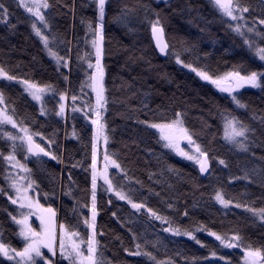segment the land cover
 Returning a JSON list of instances; mask_svg holds the SVG:
<instances>
[{
	"label": "trees",
	"instance_id": "1",
	"mask_svg": "<svg viewBox=\"0 0 264 264\" xmlns=\"http://www.w3.org/2000/svg\"><path fill=\"white\" fill-rule=\"evenodd\" d=\"M0 2L8 9L7 18L0 17V67L16 77L8 80L0 76V92L15 119L33 133H42L44 147L49 145L57 159L30 154L26 159L23 151L18 157L36 182L33 196L55 209L59 225L72 226L87 239L83 221L91 217L94 127L81 114L57 112L67 97L95 104L85 86L86 61L95 59L91 37L100 22L97 0H47L44 17L49 47L63 58L62 63L47 54L33 30V18L18 0ZM239 2L249 8L245 13L249 21L264 19V0ZM157 14L169 45L164 56L158 53L151 35L149 21ZM255 42L264 47V27ZM102 46L107 149L123 169L110 171L113 186L166 217L164 221L176 228L194 231L202 227L209 233L239 234L243 239L239 247L233 242L234 247L229 248L202 232L195 239L172 235L150 215L107 191L98 179L96 229L103 264H244L245 247L264 250V220L250 211L264 209V78L261 87L245 86L235 92L244 105L240 107L229 94L177 63L176 54L185 64L210 75L264 72V63L233 31L213 0H106ZM24 80L49 86L41 105L24 90L20 83ZM62 92L64 101L60 100ZM177 111L194 140L208 153L211 168L205 177L195 163L174 155L158 142L156 130L142 123L172 119ZM230 116L248 128L243 150L223 138L225 120ZM10 152L11 142L0 129V153ZM3 155L0 242L20 250L19 226L11 218L19 217L20 209L8 198L13 197V191ZM217 191L231 201L228 206L216 201ZM44 254L53 264H67L47 250ZM0 264L15 261L0 255ZM37 264H43L42 260Z\"/></svg>",
	"mask_w": 264,
	"mask_h": 264
},
{
	"label": "snow or ice",
	"instance_id": "2",
	"mask_svg": "<svg viewBox=\"0 0 264 264\" xmlns=\"http://www.w3.org/2000/svg\"><path fill=\"white\" fill-rule=\"evenodd\" d=\"M24 0H21L23 3ZM105 2L106 0H97L98 13H99V23L97 24L96 31L94 32L95 39L92 41V45L95 49V65L94 70L86 81L87 87L95 93V107L91 111L95 112V119H92L91 123L94 126V131L92 134V152H91V217L84 219L83 223L87 225L88 234L87 239L81 237L80 233L74 229V227L65 225L61 223L59 226L56 224V211L48 205L40 202V199L34 197L30 194V190L37 187L34 180L29 179L26 176H12L9 173L8 179L10 181V188L15 192V198L9 196V200L13 204H18L21 209L19 218L17 216H12V220L19 226L18 235L22 238L23 248L17 250L15 248H10L4 243L0 242V255L6 257L10 261H15V264H37V258H41L43 264H53V261L45 256L42 249H47L48 252L52 254L53 257L57 254V248L59 249L60 257L67 261V264H103V261L98 254L97 240V229H96V189H97V179L98 177H103L104 183L107 185V191L115 192V195L120 200H127L133 209L136 211H141L145 205L142 203L135 202L128 194H126L123 189L117 190L113 186L112 179L109 178L108 169L110 166L115 169L123 171L120 163L114 159L112 156L108 155L107 152L104 154V168L103 170L97 169V144L101 137H103L104 142L107 143L108 137L105 132V125L101 122V113L106 104L105 98V87H104V67L102 65V57L104 55L103 51V19L105 16ZM214 5L220 11L222 16L230 18L231 21H237L233 26V31L241 36L245 35L243 31L247 28L249 33L254 31L253 28H248L247 24L241 25L238 21L245 20V13L249 12L247 6H242L239 0H213ZM31 7H27L29 13H33L41 21L45 20L44 15L41 12V8H48L49 5L47 0H31ZM8 15V9L5 7L3 2H0V17L6 19ZM151 25V35L155 40V45L159 49L160 53L167 54L169 48L168 43L164 39V28L160 23L159 16L155 20L149 21ZM259 24L264 25V19H259ZM33 29L38 35H40V29L37 28L36 24H32ZM41 39L44 42L45 48L48 50L49 55L56 58L58 63H62L63 58L58 55L51 47H49V37L41 35ZM55 39V38H53ZM245 43L252 47L251 42L247 39ZM255 53L261 61H264V47H255ZM177 63L184 64L185 67L192 69L196 74L203 80L209 81L216 88L222 92L231 94L233 102L244 107L241 101L237 99L234 94L237 89L243 88L245 85H250L252 87H261V80L264 78V72L262 71H250L247 74H242L241 71H229L223 75H210L208 71L201 68H196L191 63L185 64V62L180 58L179 54H176ZM66 66V64H65ZM89 68H93V65L89 63ZM0 76L7 77L8 80H15L16 77L10 76L3 67H0ZM25 90L31 95L33 100L41 101L44 92L50 90L49 86H40L29 80H24ZM84 85L81 86V91L83 92ZM66 99L65 93H60V100L64 101ZM73 102H75L76 97H72ZM4 103L3 93L0 92V104ZM75 110V109H74ZM40 111L44 113L43 106ZM65 111V104L60 103L59 111L57 115H63ZM87 115V114H86ZM6 121L11 123L14 127H18L16 121L12 116L7 115L4 108H0V122ZM146 126L151 129H155L160 143L163 144L165 148L171 149L178 155L185 157L188 160L195 161L199 164V170L204 173L208 170V153L204 151L196 140L193 138V133L184 124L182 118V113L177 111L174 113V118L172 119H162L158 122L143 121ZM23 136H13L10 133L5 135L13 141L11 145V152L8 155H3V159L7 164L11 165L13 170L20 169L25 173L30 174V169L22 164L15 156L16 151V140H20L22 146H26L25 158L27 159L28 154L39 156L41 153L44 156H49L53 160L57 159L55 155L46 147L42 146L33 139V136H41L42 133H31L29 134V129L27 126L20 128ZM248 128L242 124L237 118L233 117L231 119L225 120V139L234 143L237 147L245 149L246 145L239 138L243 137L247 139L246 133ZM187 142V146H190L188 151L185 147H182V142ZM49 144L52 143L51 140L48 141ZM194 149V151H193ZM221 164H224V160H220ZM126 175V173H125ZM2 191V190H0ZM47 196V193L44 194ZM215 199L219 201L222 205L227 206L231 203L230 200L224 199L220 191L216 192ZM171 207V205H169ZM237 207L241 205L237 204ZM254 215L259 216L261 220H264V209H250ZM156 219L165 220L166 217H162L154 212L151 208L148 209ZM35 215L38 217L40 222V228L37 230L29 222L30 217ZM115 215V213L113 214ZM187 215V212H185ZM165 231L174 232L176 235H180L179 228L169 227ZM184 235L192 236V232L185 231ZM221 244L226 245L229 248L234 247L233 241H235V246L239 247L243 243V239L239 234H233L231 236H222L216 232H211ZM195 239V237H192ZM139 245L137 248L139 249ZM139 254V252L134 253ZM150 259H155L152 253H144ZM215 255V253H213ZM163 264V262H160ZM170 264V262H169ZM244 264H264V250L261 248H252L251 245L244 248Z\"/></svg>",
	"mask_w": 264,
	"mask_h": 264
},
{
	"label": "rangeland",
	"instance_id": "3",
	"mask_svg": "<svg viewBox=\"0 0 264 264\" xmlns=\"http://www.w3.org/2000/svg\"><path fill=\"white\" fill-rule=\"evenodd\" d=\"M19 1V3H20V5H21V7L26 11V13H28L32 18H33V23H35L36 24V26H37V28H39L40 29V35H38L37 33H36V31L34 30V32L36 33V35L41 39V35H45V36H47V32H48V24H47V22L44 20V21H41L38 17H36L33 13H29L28 11H27V7H25V4L28 6V7H31L32 6V4H31V0H24V2L23 3H21V0H18ZM162 1H167V0H162ZM47 9V8H46ZM45 8H41V12H42V14L44 15V11L46 10ZM227 20H228V22H229V24H231V25H235L236 23H237V21H231V19L230 18H227V17H225ZM238 23H240L241 25H244L245 23L247 24V27L248 28H253L254 29V31L252 32V33H249L248 31H247V28H244L243 29V31L245 32V35L244 36H241L243 39H244V41L247 39L249 42H251V44H252V47H251V49L255 52V47H257V46H259V47H262V46H260V45H258L256 42H255V39L256 38H258L259 37V35H260V32H261V28H263L264 27V25H260L259 24V21L258 22H251V21H249L246 17H245V20H241V21H238ZM232 29H233V27H231ZM93 39H95V36H93V37H91V44H92V41H93ZM42 40V39H41ZM42 42H43V40H42ZM44 43V42H43ZM246 45L249 47V45L246 43ZM93 46V45H92ZM94 48V47H93ZM250 48V47H249ZM46 51H47V54L49 55V53H48V50L46 49ZM94 51H95V49H94ZM256 54V53H255ZM51 58H54V59H56L55 57H53V56H51V55H49ZM258 57V56H257ZM259 58V57H258ZM263 63H264V61H262ZM89 63H91L92 65H93V68H89ZM94 65H95V59L93 60V61H91V60H87L86 61V67H87V75H86V81L88 80V77L91 75V72L94 70ZM192 70V69H191ZM3 77V76H2ZM209 82V81H208ZM21 83V85L23 86V88H24V90H25V85L23 84V82H20ZM245 86H250V85H245ZM244 86V87H245ZM85 89H86V91L87 92H90V94H91V96H92V98H93V100H94V102H95V93L94 92H92V90L90 89V88H88L87 87V84H86V86H85ZM218 89V88H217ZM241 89V88H240ZM219 90V89H218ZM237 90H239V89H237ZM236 90V91H237ZM26 91V90H25ZM221 91V90H220ZM235 91V92H236ZM27 92V91H26ZM28 93V92H27ZM47 93V91L46 92H44V94L43 95H45ZM224 93H226V92H224ZM29 94V93H28ZM227 94H229V93H227ZM235 94V93H234ZM30 95V94H29ZM230 96H231V94H229ZM31 96V95H30ZM43 97V96H42ZM38 102V104H40L41 105V101H37ZM95 107V104L94 105H90V104H88V103H86V102H78V101H76L75 100V102H73V100H72V98H69V97H67V100H66V104H65V113H66V111L67 110H70L71 112H73V113H77V114H81V115H83L89 122H90V124L92 125V123H91V121H92V119H95L96 118V116H95V112H93V111H91V109L92 108H94ZM105 107V106H104ZM0 108H4L5 110H6V113H7V115H9V116H12V118L16 121V124L18 125V127H14L11 123H8V122H6V121H3V122H0V129L1 130H3L4 131V133L6 134V133H10L11 135H13V136H23V133L20 131V128H22V127H24L23 125H21L16 119H15V117H14V115L12 114V112L10 111V109L8 108V106L6 105V103H5V100H4V103L3 104H0ZM75 109V110H74ZM87 114V115H86ZM231 118H233V117H227L226 119H231ZM101 122L104 124V121H103V112L101 113ZM93 126V125H92ZM94 127V126H93ZM28 128V127H27ZM29 129V128H28ZM105 132H106V129H105ZM31 133H33L32 131H30V129H29V134H31ZM224 133H225V125H224ZM224 133H223V138H224V140H226L225 139V135H224ZM106 135H107V133H106ZM7 138H8V140L11 142V145H12V143H13V141L9 138V136H7V135H5ZM33 138L38 142V143H40V144H42L43 146H44V141H43V138L41 137V136H33ZM240 140H242V141H244V138L243 137H241V138H239ZM227 142H229V143H231L232 145H234L236 148H238V149H240V150H243V149H241V148H239V147H237L234 143H232V142H230V141H228V140H226ZM197 142V141H196ZM198 143V142H197ZM15 144H16V151H15V156H16V158L22 163V164H25L26 165V163H24V162H22L20 159H19V157H18V152L19 151H23V153L24 154H26V146H22L21 145V142H20V140H16L15 141ZM199 145H200V143H198ZM107 146H108V140H107V143H105L104 142V139H103V137H101L100 138V140L98 141V144H97V169L98 170H103V168H104V163H105V161H104V154H105V152H107V154L108 155H110L109 154V152H108V149H107ZM182 147H185V150L186 151H188V149H189V147L190 146H187V143H185V142H182V145H181ZM46 147V149H48L49 151H51L52 153H53V150L51 149V147L48 145V146H45ZM168 149V148H167ZM174 155H176L177 157H179V158H183V159H186L185 157H182V156H180V155H178L177 153H175L174 151H172L171 149H169ZM193 151H194V149H193ZM27 157H30V155L28 154L27 155ZM186 160H188V159H186ZM188 161H191V162H193V163H195L198 167H199V164H197L195 161H192V160H188ZM26 167H27V165H26ZM28 168V167H27ZM113 169H115L114 167H112V166H110L109 167V169H108V175H109V173H110V171L111 170H113ZM9 173H11V175L12 176H17V174H19L20 176H26V177H28L29 179H31V174H29V173H25V172H23L22 170H20V169H16V170H13L12 168H11V165H9V164H7V181L9 182V184H10V181H9V179H8V176H9ZM98 179L99 180H101V181H103L104 182V180H103V177H98ZM97 179V180H98ZM32 180V179H31ZM106 185V184H105ZM106 187H107V185H106ZM13 191V198H15V192H14V190H12ZM112 193H114V195H115V192L113 191ZM30 194H32L33 195V190H30ZM217 201V200H216ZM219 202V201H218ZM220 203V202H219ZM221 204V203H220ZM18 207H19V205L18 204H16ZM222 205V204H221ZM229 205V204H228ZM227 205V206H228ZM223 206H225V205H223ZM20 209V208H19ZM135 210V209H134ZM141 211H143V212H145V213H147L148 215H150L151 216V218L153 219V220H156L157 222H159L160 224H162L163 226H164V228L165 229H167V228H169L170 226L171 227H173V228H176V227H174V226H172V225H170V224H167L164 220H159V219H156L151 213H149L148 212V209L146 208V207H144ZM20 212H21V209H20ZM19 218V217H18ZM29 222L32 224V226L34 227V228H36L37 230H39V228L36 226V224L35 223H39L40 224V222H39V219H38V217H36L35 215H33L32 217H30V220H29ZM56 224H57V226H59V224H58V222H57V219H56ZM180 229V228H179ZM169 232V231H168ZM180 232H181V234L180 235H176L174 232H169L170 234H172V235H176V236H181V237H187V238H191V239H193L192 237L194 236L195 237V235L197 234V233H200V232H202V233H205V234H208V235H211V233H209V232H206L202 227H196L195 229H194V231H190V232H192V236H188V235H184L183 233L185 232V230H183V229H180ZM212 236V235H211ZM214 237V236H213ZM233 242H235V241H233ZM226 246V245H225ZM227 247V246H226ZM11 248V247H10ZM47 249H42V251L44 252V251H46ZM48 251V250H47ZM138 255V254H137ZM54 259H62L61 257H60V254H59V249L57 248V254H56V256L54 257ZM37 260H41V258H37ZM62 260H64V259H62ZM66 261V260H65Z\"/></svg>",
	"mask_w": 264,
	"mask_h": 264
},
{
	"label": "water",
	"instance_id": "4",
	"mask_svg": "<svg viewBox=\"0 0 264 264\" xmlns=\"http://www.w3.org/2000/svg\"><path fill=\"white\" fill-rule=\"evenodd\" d=\"M164 39H165V41L167 42V40H166V35H165V32H164ZM152 40H153V43H154V45H155V40L152 38ZM155 47H156V45H155ZM156 49H157V51H158V53L161 55V56H164L165 54H163V53H160V51H159V49L156 47ZM104 77H105V75H104ZM105 87V86H104ZM34 139V138H33ZM35 140V139H34ZM36 141V140H35ZM36 143H38L37 141H36ZM185 143H187L186 141H185ZM40 144V143H39ZM43 146V145H42ZM48 150V149H47ZM31 156H33V157H38V156H35V155H32V154H30ZM39 156H42V157H44V158H47V159H52L51 157H49V156H44V154L43 153H41ZM210 168H211V166H210V161L208 160V170L206 171V172H204V173H201L200 172V174H201V176L202 177H205L207 174H208V172L210 171ZM200 171V170H199Z\"/></svg>",
	"mask_w": 264,
	"mask_h": 264
}]
</instances>
